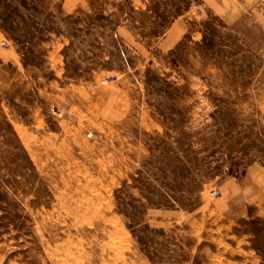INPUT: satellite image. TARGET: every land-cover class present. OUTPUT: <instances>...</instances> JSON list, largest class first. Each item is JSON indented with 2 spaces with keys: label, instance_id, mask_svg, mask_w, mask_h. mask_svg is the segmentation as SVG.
Segmentation results:
<instances>
[{
  "label": "rangeland",
  "instance_id": "1",
  "mask_svg": "<svg viewBox=\"0 0 264 264\" xmlns=\"http://www.w3.org/2000/svg\"><path fill=\"white\" fill-rule=\"evenodd\" d=\"M62 1L0 0V264H264V0Z\"/></svg>",
  "mask_w": 264,
  "mask_h": 264
},
{
  "label": "crops",
  "instance_id": "2",
  "mask_svg": "<svg viewBox=\"0 0 264 264\" xmlns=\"http://www.w3.org/2000/svg\"><path fill=\"white\" fill-rule=\"evenodd\" d=\"M93 1V0H70V2H68V0H63L60 3V9L66 13V14H74L81 6H83L84 4L89 5V3ZM91 4V3H90ZM187 20L184 17H179V19L175 20L174 23L171 24V26L167 29V31L159 38H156L154 41L150 40V39H140L135 36L131 30L127 31L128 33L131 34L132 37V43L135 44V47L137 48V50L139 49V47H144V52H141L143 55L144 53L148 55L152 54L153 52V47L156 48H161V50L166 51V52H171L174 47L175 44L178 42L179 37L185 34L186 32V28L188 26H186L187 24ZM123 31V30H122ZM122 31H119V34L122 36ZM148 41H150L151 45L149 43H147ZM154 42V43H153ZM155 45V46H154ZM160 45V46H159Z\"/></svg>",
  "mask_w": 264,
  "mask_h": 264
},
{
  "label": "built area",
  "instance_id": "3",
  "mask_svg": "<svg viewBox=\"0 0 264 264\" xmlns=\"http://www.w3.org/2000/svg\"><path fill=\"white\" fill-rule=\"evenodd\" d=\"M8 45H9V43L7 41H2V46H8ZM214 193L218 194L219 192L215 191Z\"/></svg>",
  "mask_w": 264,
  "mask_h": 264
}]
</instances>
